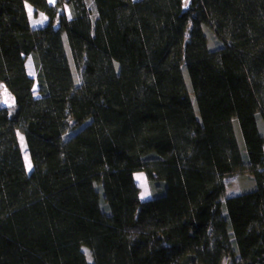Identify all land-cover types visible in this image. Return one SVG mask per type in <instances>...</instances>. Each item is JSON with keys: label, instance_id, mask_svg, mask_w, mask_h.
Masks as SVG:
<instances>
[{"label": "trees", "instance_id": "trees-1", "mask_svg": "<svg viewBox=\"0 0 264 264\" xmlns=\"http://www.w3.org/2000/svg\"><path fill=\"white\" fill-rule=\"evenodd\" d=\"M93 3L0 0V264H264V0Z\"/></svg>", "mask_w": 264, "mask_h": 264}, {"label": "rangeland", "instance_id": "rangeland-1", "mask_svg": "<svg viewBox=\"0 0 264 264\" xmlns=\"http://www.w3.org/2000/svg\"><path fill=\"white\" fill-rule=\"evenodd\" d=\"M85 2H86L87 7L89 8L90 18H91V21L93 23V21L96 17V12H95L93 0H85ZM193 15H194V13L191 12L189 15L188 22H187L186 27H185L184 44H186L188 39H189V32H190L191 20H192ZM29 16H30V22L33 26L40 25V24L44 23V21L46 20V16L43 13H39V12L33 13V11H31V10L29 12ZM207 35H208L209 39L211 40V42L213 43L212 31L207 30ZM183 53H184V48L182 49V55H183ZM27 70L29 73H31V75H34V70H33V67H32L30 60L27 61ZM74 72H75L76 83L79 84L81 82L82 66L78 69H75ZM182 72H183L184 78L186 80V83L188 84L187 75H186V71H185L184 67L182 68ZM33 93H34V95H37L36 85H34V87H33ZM258 120H259L261 127H263V132H264V120L259 115H258ZM18 137H19L18 140H19L20 146L23 150L25 167L27 170H30L31 161H30L29 154L26 150V144H25L24 137L19 132H18ZM247 176L248 175L246 173H234L232 175L226 176L224 178L225 189H224L223 194L221 196V200H224L226 197H228L230 195L237 194L242 189V186H248L249 181H248ZM134 177H135V180L138 183L139 188H140L141 199H145L144 197L150 195V189H149L147 178L143 172L135 173ZM83 251L85 252L86 259H87L88 263H91V256H90L88 249L86 247H83ZM221 264H229V259L224 258L222 260Z\"/></svg>", "mask_w": 264, "mask_h": 264}, {"label": "crops", "instance_id": "crops-1", "mask_svg": "<svg viewBox=\"0 0 264 264\" xmlns=\"http://www.w3.org/2000/svg\"><path fill=\"white\" fill-rule=\"evenodd\" d=\"M54 1L55 0H48V2L50 3V4H53L54 3ZM27 10H28V14H29V12H30V10L31 11H33V7L32 6H30L29 4L27 5ZM39 12V11H38ZM39 13H41V12H39ZM29 18H30V16H29ZM32 25V24H31ZM33 26V25H32ZM28 60H30V58L29 59H27V61ZM27 61H26V66H27ZM30 62H31V60H30ZM32 64V63H31ZM28 71V70H27ZM29 73V72H28ZM30 75H31V73H29ZM31 76H33V75H31ZM19 138V137H18ZM140 172V171H139ZM135 173H137V172H135ZM135 173H134V176H135ZM147 197H149V196H146V197H144V198H147Z\"/></svg>", "mask_w": 264, "mask_h": 264}]
</instances>
